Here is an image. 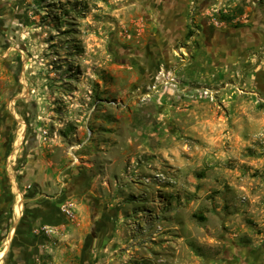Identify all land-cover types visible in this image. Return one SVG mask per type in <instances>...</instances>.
Segmentation results:
<instances>
[{
  "label": "rangeland",
  "instance_id": "obj_1",
  "mask_svg": "<svg viewBox=\"0 0 264 264\" xmlns=\"http://www.w3.org/2000/svg\"><path fill=\"white\" fill-rule=\"evenodd\" d=\"M263 82L264 0H0V252L264 264Z\"/></svg>",
  "mask_w": 264,
  "mask_h": 264
},
{
  "label": "crops",
  "instance_id": "obj_2",
  "mask_svg": "<svg viewBox=\"0 0 264 264\" xmlns=\"http://www.w3.org/2000/svg\"><path fill=\"white\" fill-rule=\"evenodd\" d=\"M264 85V82L262 86ZM31 180V178H29ZM34 182H37V178L32 180ZM42 186V185H41ZM42 188V187H41ZM30 193L32 191L30 190ZM34 196L33 199L38 198V194L32 195ZM30 208L28 214L22 215L20 219L16 221V228L18 230H15L12 233H8L5 236L6 243L3 246L1 252H0V264H36L35 260L38 259V245H43L42 236L38 234H33V232H36L35 230L30 231L27 227V224H32L31 227L36 226L37 224L36 218H34V213H38L36 217H39L42 220H39L38 222L42 221L43 224H52L54 223V220L50 219V216L55 215L56 219H61L62 221V213L60 212L59 208L56 206L55 208L50 205V201H46L45 203H41L40 207L36 208ZM58 208V209H57ZM39 209V210H38ZM41 211V212H40ZM19 214V213H18ZM22 214V213H21ZM28 215H31V218L27 217ZM19 218V217H17ZM36 221L35 224H33L34 221ZM30 228V227H29ZM37 246V247H36Z\"/></svg>",
  "mask_w": 264,
  "mask_h": 264
},
{
  "label": "built area",
  "instance_id": "obj_3",
  "mask_svg": "<svg viewBox=\"0 0 264 264\" xmlns=\"http://www.w3.org/2000/svg\"><path fill=\"white\" fill-rule=\"evenodd\" d=\"M63 211H64V212H68V213L70 212V211H69L67 208H65V207L63 208Z\"/></svg>",
  "mask_w": 264,
  "mask_h": 264
},
{
  "label": "trees",
  "instance_id": "obj_4",
  "mask_svg": "<svg viewBox=\"0 0 264 264\" xmlns=\"http://www.w3.org/2000/svg\"><path fill=\"white\" fill-rule=\"evenodd\" d=\"M192 35V30L189 29L188 36Z\"/></svg>",
  "mask_w": 264,
  "mask_h": 264
}]
</instances>
